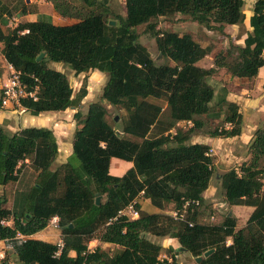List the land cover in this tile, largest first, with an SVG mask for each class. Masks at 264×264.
<instances>
[{"label":"trees","instance_id":"obj_1","mask_svg":"<svg viewBox=\"0 0 264 264\" xmlns=\"http://www.w3.org/2000/svg\"><path fill=\"white\" fill-rule=\"evenodd\" d=\"M45 1L58 17L75 21L55 25L38 15L5 32L8 19L36 11L23 0H0V56L19 72L26 92L36 88L35 101H19L27 114L71 109L78 128L70 159L53 168L57 144L51 130L9 132L0 126V187H15L9 208L0 196V222H8L0 224V242L8 250L0 264H9L8 254L15 264H176L177 250L164 249L147 236L174 240L193 259L201 257L199 264H264V119L252 133L246 158L216 179L209 146L188 142L194 133L219 139L240 135L238 106L224 94L216 96L208 80L220 70L236 80H251L264 66V0L253 1L242 45L229 44L210 68L197 65L209 47L187 34L157 31L156 19L178 14L222 33L224 27L242 25L243 0H123V15L112 11L109 0ZM139 26L152 34L157 52L172 65L155 64L138 42L134 29ZM50 63L75 75L105 74L99 100L81 114L85 81L74 93L66 75ZM106 105L124 112L118 129L106 122ZM201 118H218L220 126L205 130ZM179 122L190 127L178 128ZM111 159L131 167L120 177L111 176ZM212 177L222 204L251 208L241 227L231 215L216 225L201 216L208 208L202 194ZM97 197L103 198L98 204ZM137 198L161 212L141 211L137 202L136 219L121 217L108 224ZM185 201L189 205L183 209ZM169 204L176 218L163 213ZM52 217L58 219L62 242L57 257L55 244L30 238ZM17 233L25 239L15 238ZM92 240L113 249L90 252Z\"/></svg>","mask_w":264,"mask_h":264},{"label":"rangeland","instance_id":"obj_2","mask_svg":"<svg viewBox=\"0 0 264 264\" xmlns=\"http://www.w3.org/2000/svg\"><path fill=\"white\" fill-rule=\"evenodd\" d=\"M38 1L39 2L35 0H23V2H25L26 4H31V6L34 7L33 9L34 11L37 12L39 10L38 15L40 16V18L47 19L55 25L69 24L75 21L74 19H70V18L58 17V15L52 10L49 3H47L45 0H38ZM253 1L254 0H243L242 12L244 15V21L242 25H239L236 27H233V26L224 27L222 33H217L212 30H206L203 27L197 25L196 23L190 21L187 17L178 15V14L170 16V17H163V18L156 19V30L159 32L175 33L179 36L187 34L191 37V39L194 42L198 43L200 46L209 47L211 51L208 55V58L207 57L204 58L205 62L203 63V65H201V66L207 67L208 62H211L215 55H217L218 53H223L229 44H234L232 39L230 38V35L232 37L236 36V39H241V36H243L244 29H247L248 27V18L251 15ZM109 2H110V7L112 11L115 14H118V15L124 14L123 4L121 5V2H122L121 0H109ZM15 19H19V16L14 15L11 19H8L6 24L2 27V29L6 32L14 28L16 25ZM134 31L138 35L139 44L142 45L147 50V52L149 53L151 59L155 62V64L172 65L171 62L166 60L164 57H162L157 52L152 34L150 32H145L144 26L136 27ZM49 65H53V66L59 65L58 67L66 75L68 83L74 93H76V91L80 88L81 82L84 80L86 84V90H88L89 93H91L90 97H92V100L94 101L99 100V97H100V96L98 97V94L100 93L99 90L101 89L103 81H105L107 78L105 74H103V77L105 79L103 80V78L102 79L97 78L95 75L89 74V73L75 75L68 68L63 67L60 64L50 63ZM227 77L228 76L223 72V70H220L208 80V83L213 87V90L216 96H221L224 94V97H225L227 95V90L229 92H232V91H235L234 90L235 88L238 89L239 86L247 87L249 85V83H246V81L242 82L244 85H241V84L238 85L237 83H239L240 81H237V83H235V81L230 82V80ZM262 90H264V87L260 91ZM154 102L160 105L162 109H164V104L161 101H154ZM105 107L107 111V114L105 117L106 122L110 124L111 126H114V128L118 129L121 120L124 118V115H125L124 112L119 110L118 108H111L108 105H106ZM74 112H75L74 110L67 109V111L63 115L59 114L62 117L58 118V120H56L54 123L49 125L53 135L54 133H56L58 137H61V140L58 141L61 148L68 146L72 142L73 132L75 129L78 128L77 123L73 121L72 119V115ZM81 114H83V112H81ZM240 114H241V117H242L241 119L243 123H246L250 127L252 124H256L257 128L262 127L261 118L257 119V117H254V116L251 118H248L247 114L245 113V110H241ZM14 115H16V117H14V119L10 120L9 122L10 128L6 129L9 132H14L20 126L25 125L22 120L23 117L30 118L26 112L14 114ZM201 119L205 123V128H204L205 130L213 129V128L220 126V120L218 118L217 119L201 118ZM225 127H228V125H225ZM227 148H228L227 145L225 146L221 145L220 147L213 149L214 153L217 155L214 157L215 160L216 158L217 159L226 158L224 162L220 160L221 161L220 164L216 165L215 171L217 173H221L219 172L220 168L224 171L232 167H237L246 158L245 148L239 149V147H233V149L229 151ZM212 153L210 152L209 154H212ZM228 153H231V156H232V159H231L232 161L230 160V162H227L228 158L227 156H225ZM228 157L230 159V154L228 155ZM71 162L76 167L78 166V162L76 161V159L72 158ZM54 167L55 165L53 166V168ZM214 182L215 181L212 177L210 184H213ZM263 183H264V179H263ZM14 188H15L14 185H7L5 187H0V196L3 197V199L5 200V205H4L5 208L10 207L12 192ZM216 193H218L217 205L214 208H212V206L209 205L205 212L204 211L201 212L202 213L201 216L205 220L211 217L212 220L210 219L208 223L214 224V225L221 223L225 215H227V213L230 210L229 207L221 203V197H220L218 190ZM97 198H99V201L103 200V198H100V197H97ZM142 208L145 211L153 209V207L150 204H147L144 202L142 203ZM171 210H172V205L169 204L165 207V209L163 210V213L170 214ZM160 212L161 211H159L158 213ZM238 218L239 219L238 221L236 220V224L242 226L245 223L244 222L245 214L239 213ZM9 224L11 225V223ZM56 230L52 229L51 227H49L48 229L46 228L45 230H42L39 233H41V236L43 235L45 238H40V239L46 240L49 243L56 244V242L60 238ZM147 238L151 242L154 241L153 243H155V241H158L160 239V238H155L151 236H147ZM34 239H37V237H34ZM88 246L90 247L89 251L99 249L100 251L110 253L113 249L112 246L99 244V242H97L96 240H92L88 242ZM6 250L7 249L5 248V246L0 243V255H2L0 259H2V257L6 255ZM161 258H162V255H161ZM8 259H9V264H15V258L12 254H8ZM175 260H176V264H195L193 261V257H191L187 252L178 253V257L175 258Z\"/></svg>","mask_w":264,"mask_h":264},{"label":"crops","instance_id":"obj_3","mask_svg":"<svg viewBox=\"0 0 264 264\" xmlns=\"http://www.w3.org/2000/svg\"><path fill=\"white\" fill-rule=\"evenodd\" d=\"M35 1L39 2L38 0H35ZM121 1H122L121 2V5H122L123 0H121ZM38 14H39V10L33 14L19 16V19H15V22L17 24V23L23 22V21H34L37 18ZM233 27H236V26H233ZM249 30H250L249 27H247V29H244L243 36H241V39H236V36L232 37L231 35H230V38L232 39V41L235 45L241 46L242 41L245 38L246 33L249 32ZM207 58H208V56H207ZM204 62H205V60L202 59L197 63V65L201 68H210L211 67L212 61L208 62L207 67L201 66V65H203ZM0 64H1L0 65V91H1L2 86H4L6 84V70H5L6 62L4 61L2 56H0ZM58 66L50 65V67H52L54 70L62 72V70ZM89 74H93L97 78H101V79L103 78V80H105L103 77V73L93 71V72H90ZM227 78L230 80V82L235 81V83H237V81H240L239 83H237L238 85L239 84L244 85L242 83L244 81H246V83H249V85L247 87L239 86L238 89L235 88L234 89L235 91H232V92H229L227 90V95L225 96V100L235 103L238 106L239 112L241 110H245V113L247 114L248 118H251L254 116V117H257V119L261 118L263 121V119H264V90H262V91H260V90L264 87V66L258 70L256 77H254L251 80H245V79L236 80V79L230 78L229 76ZM104 82L105 81H103V84H104ZM103 84L101 86V89L103 87ZM101 89L99 90L100 93L98 94V97L101 94ZM90 95H91V93H89V91L86 90V95L82 99L81 106L79 107V110L83 113L85 112L86 107L89 103L95 102L94 100H92V97H90ZM254 97H256V98H254ZM66 111L67 110L62 111V112L42 113V114H39L38 116H35V118L28 114L30 118H24L23 117L22 120H23L25 125H22L19 128H28V127H34L35 126L34 128H46L48 130H51L49 125L54 123L56 120H58V118L62 117L59 114L63 115ZM14 114H16V113H14V111H11V110H7V109L1 110L0 111V126L5 128V129H9L10 128L9 127L10 120H12V119H14V117H16V115H14ZM262 121H261V123H262ZM177 127L178 128H188V127H190V123L179 122L177 124ZM256 128H257L256 124H252L250 127L249 125H247L246 123H243V121H242L239 136H236L233 138L219 139V138H209V137H207L201 133H194L189 138L188 142H189V144L197 143V144H204V145L209 146L211 153L213 152L211 155L215 157L217 155L214 153L213 149L220 147L221 145L222 146L227 145L228 151L233 149V147H239V149H242V148L246 149V146H247L248 142L250 141L252 133L254 132V130ZM54 138H55L56 144H57V156L55 158L54 165L58 166V165L66 163L67 160L70 159L71 143L68 146L61 148L59 143H58V141L61 140V137H58V135H56V133H54ZM229 154H230V159L228 157ZM225 156H227V158H228L227 162H230V160L232 159L231 153H228ZM225 159H217L216 158V160L214 161L215 170H216V165L220 164V162H221L220 160H222V162H224ZM238 160H240V159H238ZM130 167H131V163L123 162V161H120L117 159H111L109 162L108 173L111 176L120 177ZM222 171L223 170L220 168L219 172H222ZM218 174H220V173H217L215 171V173H214L215 179H216V175H218ZM217 185H218V183H216V182L213 184H209L208 188L205 190V192H203L202 200L204 202V206L211 205L212 208H214L217 205V202H218V199H217L218 193H216L217 188H218ZM137 202L139 204L141 211H144V212L149 213V214L159 212L155 208L150 209L148 211L143 210L142 203L144 202V203L149 204V202L147 200H140V198H137V199H135V203H137ZM250 212H251V208L231 207L229 212L227 213V215L233 216L238 221V219H239L238 214L243 213V214H245V220H244V222H245L248 215L250 214ZM237 227H241V225H237ZM46 228L48 229L49 227L47 226ZM56 231H57V234L59 236L58 230H56ZM34 237H37L36 240H42L44 242H48L46 240L40 239V238H45L43 235L41 236V233H37V234L31 236L30 238L34 239ZM0 243L3 244V242H0ZM155 243L160 245L164 249L171 247L172 249L177 250L178 253H181L180 251H178V245L174 240H171L168 238H160L158 241H155ZM52 244H54V243H52ZM104 245H107V244H104ZM177 257H178V254L175 256V258H177Z\"/></svg>","mask_w":264,"mask_h":264},{"label":"built area","instance_id":"obj_4","mask_svg":"<svg viewBox=\"0 0 264 264\" xmlns=\"http://www.w3.org/2000/svg\"><path fill=\"white\" fill-rule=\"evenodd\" d=\"M5 70H6V84L2 86L1 91H0V109H7L14 111V113L19 114V113H24V109L20 107L19 101L20 99L23 98H30L33 101L36 100V88L32 92H26L24 86L20 83L19 80V72L16 71L11 65L7 64L5 65ZM209 152H211L209 150ZM135 200H132L129 202L124 208L119 210L116 214V216L111 219L108 224L112 221H114L117 218L124 217L129 220L136 219L138 216L137 210L135 209ZM191 204L196 205L197 202H191ZM189 203L187 201L184 202V205L182 206L183 209L187 207ZM171 215L176 218V213L171 212ZM179 216V215H178ZM57 223L58 219L57 217H52L48 221V227H51L52 229H57ZM1 225H8V222L6 221H1ZM15 238L18 239H25L24 236L20 234H16ZM56 252L54 254L55 257H57L60 253V250L62 248V242L60 239L56 242ZM264 247V243H263ZM89 251V246L87 247ZM91 252V251H90ZM2 255H0L1 258Z\"/></svg>","mask_w":264,"mask_h":264},{"label":"water","instance_id":"obj_5","mask_svg":"<svg viewBox=\"0 0 264 264\" xmlns=\"http://www.w3.org/2000/svg\"><path fill=\"white\" fill-rule=\"evenodd\" d=\"M110 25H113V22H112V21L110 22ZM42 57H43V54H40V55L36 58V60L39 61ZM114 120H116V119H114ZM98 201H99V198H96V199H95V203L98 204ZM178 251L183 252L184 249H182V248H178ZM210 253H211V250L206 251V252L203 253L202 257H206V256H208ZM200 260H201V257H195V258L193 259V261H194L195 264H199Z\"/></svg>","mask_w":264,"mask_h":264}]
</instances>
